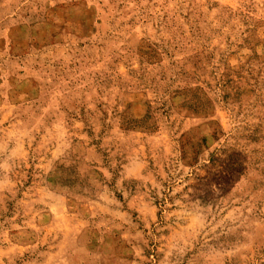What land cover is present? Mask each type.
<instances>
[{"label": "rangeland", "instance_id": "obj_1", "mask_svg": "<svg viewBox=\"0 0 264 264\" xmlns=\"http://www.w3.org/2000/svg\"><path fill=\"white\" fill-rule=\"evenodd\" d=\"M0 264H264V0H0Z\"/></svg>", "mask_w": 264, "mask_h": 264}]
</instances>
